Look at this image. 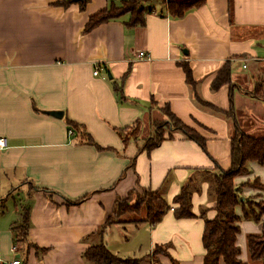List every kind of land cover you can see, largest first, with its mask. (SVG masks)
Segmentation results:
<instances>
[{
    "label": "crops",
    "instance_id": "1",
    "mask_svg": "<svg viewBox=\"0 0 264 264\" xmlns=\"http://www.w3.org/2000/svg\"><path fill=\"white\" fill-rule=\"evenodd\" d=\"M62 1L0 0V136L8 146L0 150V261L89 264L82 252L99 242L95 233L115 200L146 188L160 190L171 208L155 225L107 226L106 246L142 257V264H203L204 220L215 216L210 181L230 167V137L236 128L264 136V100L250 94L264 81V0H206L182 17L155 0L139 26H127L126 13L89 31L91 16L122 0H90L83 8ZM184 61L199 97L219 111L197 103L179 66ZM228 61L231 84L211 90ZM165 105L204 136L205 148L173 130L151 151L138 152L154 135V121L166 117ZM69 120L100 148L84 142ZM135 121L140 133L127 135ZM148 125L154 128L141 135ZM248 168L233 182L264 184V165L250 161ZM186 184L196 216L177 218L173 198ZM241 195L264 201L257 186L244 185ZM243 207L235 206L236 242L249 262L246 237L262 231L264 213L258 222L246 219ZM24 208L27 243L15 240L14 229ZM31 244L47 249L37 255Z\"/></svg>",
    "mask_w": 264,
    "mask_h": 264
},
{
    "label": "trees",
    "instance_id": "2",
    "mask_svg": "<svg viewBox=\"0 0 264 264\" xmlns=\"http://www.w3.org/2000/svg\"><path fill=\"white\" fill-rule=\"evenodd\" d=\"M90 0H64L62 5L76 2L80 8H83ZM155 0H122L120 4H110L107 8L102 9L91 16L88 23L85 25V31L95 28V26L106 23L110 19H115L129 13V18L125 21L127 26H139L143 24L145 15L152 12L151 3ZM161 2L166 10L174 17H182L185 12L192 8H197L204 4L206 0H156ZM179 66L185 72V81L188 83L193 97L198 104L210 109H215L207 101L199 97L197 93V82L193 77L192 68L189 62H180ZM128 72V71H127ZM231 66L225 62L222 68L218 71L211 84V90H217L224 85H230ZM118 91L117 86L115 87ZM120 93V91H118ZM251 95L257 99L264 100V81L258 82L255 88L250 92ZM166 117L164 119H157L154 121L155 133L154 135L144 139L143 146L138 149V152L151 151L165 139V133L171 134L173 130L181 132L185 137L197 142L200 146L205 148L206 140L203 135H200L194 128L185 125L173 112H170L168 105L162 108ZM217 110V109H215ZM219 111V110H217ZM231 111L227 112L230 114ZM68 127L73 130L81 131L83 141L98 147L95 144L89 133L82 128L80 124L72 120L68 121ZM128 129L127 135L136 137L140 133V123L135 121L132 125L125 127ZM126 137V136H125ZM231 139V163L227 170L218 169L214 177L210 181L209 194L213 195L215 201L213 218H205L204 231L201 242L205 249L203 264H219L220 260L224 264H249V262H259L264 264V221L262 222V231L258 234H248L247 252L249 262H243L238 256L240 248L236 242V236L240 231L238 222L241 217L235 212V206L242 203L244 205V217L255 221H260L264 213V201L255 203L251 199H244L241 195L242 187L245 185L257 186L260 190H264V184L258 180L252 182L246 181L244 185H237L233 182V178L239 174H245L249 168L248 163L255 161L259 165H264V136L255 137L244 134L240 129L236 128L235 133L230 137ZM133 163V162H132ZM45 191H49L43 188ZM191 189L190 185H183L178 194L173 198V202L177 204L173 209V214L177 218H189L196 215L191 210ZM83 197L77 201H68L65 203L71 205L84 200ZM0 203V209L2 208ZM171 208L167 200L159 191H151L150 189L132 190L124 198L115 200V206L112 214L107 218L105 223L101 226L95 236L99 238V242L88 245L87 249L82 252V257L89 264H142V257L137 256H121L109 249L103 241L104 229L109 225L115 224H134L148 223L155 225ZM29 208H24L21 213V223L15 229V240L27 243L28 228L30 219L28 218ZM32 245V244H31ZM36 248L37 255L46 251L47 248ZM161 250L156 247L153 253Z\"/></svg>",
    "mask_w": 264,
    "mask_h": 264
},
{
    "label": "built area",
    "instance_id": "3",
    "mask_svg": "<svg viewBox=\"0 0 264 264\" xmlns=\"http://www.w3.org/2000/svg\"><path fill=\"white\" fill-rule=\"evenodd\" d=\"M138 55H139V57H142L143 56V53L140 52V54H138ZM93 73H94V75H97L98 71L96 69H94V72ZM7 147L8 146H7L6 137L0 136V150L1 149H5ZM12 249H13V251H16L17 250L15 245L12 247ZM0 264H23V263H21V260L19 258H15V259L11 260L10 262L0 261Z\"/></svg>",
    "mask_w": 264,
    "mask_h": 264
},
{
    "label": "rangeland",
    "instance_id": "4",
    "mask_svg": "<svg viewBox=\"0 0 264 264\" xmlns=\"http://www.w3.org/2000/svg\"><path fill=\"white\" fill-rule=\"evenodd\" d=\"M258 84V83H257ZM156 115V117H158L157 115H158V113H155L154 112V116ZM160 119V118H159ZM149 127V128H148ZM148 127H143V129H142V132H141V135L142 134H144V135H148L149 133H150V131L154 128H152V127H150L149 125H148ZM259 134H263V133H259ZM259 134H252V135H259ZM211 198L213 199V195L211 194ZM246 252H247V249H246ZM247 255H248V252H247Z\"/></svg>",
    "mask_w": 264,
    "mask_h": 264
},
{
    "label": "water",
    "instance_id": "5",
    "mask_svg": "<svg viewBox=\"0 0 264 264\" xmlns=\"http://www.w3.org/2000/svg\"><path fill=\"white\" fill-rule=\"evenodd\" d=\"M76 1H80V0H76ZM50 115L52 116H57V117H62V112L61 111H54V112H49Z\"/></svg>",
    "mask_w": 264,
    "mask_h": 264
}]
</instances>
